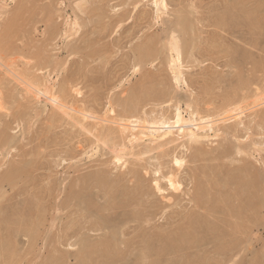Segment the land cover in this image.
Listing matches in <instances>:
<instances>
[{
	"label": "rangeland",
	"instance_id": "374dc122",
	"mask_svg": "<svg viewBox=\"0 0 264 264\" xmlns=\"http://www.w3.org/2000/svg\"><path fill=\"white\" fill-rule=\"evenodd\" d=\"M155 2L0 0V181L16 173L12 185L0 186V264H264V241L256 242L251 231L235 235L234 219H226L225 227L218 223L227 257L218 255L222 242L208 243L204 232L188 239L190 228L179 216L191 177L204 183L212 203L235 205L234 178L244 173L239 164L220 159L223 152L235 153L240 144L253 172L264 162V0H165L166 12ZM222 20L229 30L243 29L247 41L223 33ZM173 29L185 53L180 85L164 38ZM145 43L151 49L142 54L146 64L138 51ZM45 90L66 108L37 94ZM178 109L187 119L217 124L221 137L193 145L199 146L195 151L183 140L153 146L132 143L119 132L120 123L173 122ZM240 112V120H232ZM201 149L206 162L198 161ZM180 158L182 168L174 163ZM173 175L183 191L170 189ZM259 186L264 203V184ZM123 200L132 205H125L132 222L108 219L114 247L85 253L87 237L104 240L87 229L81 208L96 214Z\"/></svg>",
	"mask_w": 264,
	"mask_h": 264
},
{
	"label": "bare ground",
	"instance_id": "6f19581e",
	"mask_svg": "<svg viewBox=\"0 0 264 264\" xmlns=\"http://www.w3.org/2000/svg\"><path fill=\"white\" fill-rule=\"evenodd\" d=\"M220 2H222V1H220ZM87 3V2H86ZM158 4V6L160 5L161 7H162V9L164 10V9H166V3H165V0H156V2L154 3V4ZM228 3V2H227ZM79 5H81V4H79ZM78 6V5H77ZM221 6H222V4H221ZM208 7V6H207ZM233 7H234V5H233ZM257 7V6H256ZM83 8V7H82ZM160 8V7H159ZM158 8V9H159ZM161 9V14H162V10ZM230 9V8H229ZM168 10V9H167ZM225 10H228V8H226V6H225ZM165 11V10H164ZM224 11V10H223ZM159 12H160V10H159ZM158 12V13H159ZM166 12V11H165ZM228 12H229V10H228ZM230 12H232L231 11V9H230ZM254 13V12H253ZM258 13V12H257ZM160 14V15H161ZM225 14V13H224ZM159 15V14H158ZM165 15H167V14H165ZM235 15V14H234ZM254 16H255V14H254ZM182 17V16H181ZM157 18H158V16H157ZM158 19H161L160 17L158 18ZM226 19V18H225ZM251 19V18H250ZM228 20V19H227ZM229 20H230V18H229ZM183 21V20H182ZM223 21V20H222ZM221 21V28H223L224 29V26L226 27V30L227 31H224L223 29H221V31L223 30V33H228L229 35H230V37L231 38H235V39H238V40H240L241 42H245V41H247V40H245V39H243L244 38V36L243 35H245L244 34V31H243V33H241L242 32V30H240V31H238V29H236V30H234L233 29V27H232V30H229V29H227L228 28V25H227V23H226V25H223V24H225V22H226V20H224L223 22ZM220 22V21H219ZM218 22V26H219V23ZM240 22V21H239ZM242 22V21H241ZM184 23V22H183ZM230 23H232V22H229V26L231 25ZM251 23V22H250ZM179 25H177V26H179V27H181L180 25V23H178ZM186 24V23H185ZM234 24V23H233ZM237 24V23H236ZM241 24V23H240ZM74 25H76V26H78V23L77 22H75L74 23ZM217 25V24H216ZM222 25H223V27H222ZM241 25H243V24H241ZM256 25V24H255ZM257 25H259V24H257ZM10 26V25H9ZM8 26V27H9ZM185 26V25H184ZM187 26V25H186ZM186 26L185 27H182V29L183 28H186ZM202 26V25H201ZM217 26V27H218ZM253 26V25H252ZM174 27V26H173ZM216 27V28H217ZM240 26H238V28H239ZM245 27V26H244ZM254 27V26H253ZM178 28V27H177ZM176 28V29H177ZM205 28V27H204ZM181 29V28H180ZM231 29V28H230ZM252 29H255V28H252ZM177 30H179V29H177ZM177 30L175 31L174 29H173V31H171L170 32V34H165V36H164V38H165V41H166V46H167V50L169 49V51H170V59H171V64H169L170 65V70H172L171 72H173V74H174V76H175V80L174 81H176V83L178 84V85H180L181 84V82L183 81V67L181 66V63H182V60H181V57L183 58V56H184V54H183V46H182V42H181V38H180V36H178L179 35V33L177 32ZM256 30H258V28L256 27ZM180 31V30H179ZM220 31V32H221ZM251 32H253V31H251ZM257 33V32H256ZM255 33V34H256ZM253 34V33H252ZM207 35V34H206ZM257 35L258 34H256V37H257ZM261 35V34H260ZM260 35H258V36H260ZM253 36H255V35H253ZM262 36V35H261ZM229 37V36H228ZM243 37V38H242ZM64 38H65V36H64ZM68 38V37H67ZM225 38H226V35H225ZM224 37H223V39H225ZM258 38V37H257ZM261 38V37H260ZM228 40V39H227ZM67 41V40H66ZM65 41V42H66ZM254 41V40H253ZM153 43V42H152ZM188 43V42H187ZM143 44V43H142ZM146 44V43H145ZM189 44V43H188ZM247 44V43H246ZM250 44V43H249ZM253 44V43H252ZM252 44H250V45H252ZM255 44V43H254ZM253 44V45H254ZM258 41H257V43H256V45H254L256 48H260L258 45ZM259 44H260V42H259ZM190 45V44H189ZM188 45V46H189ZM151 46V45H150ZM159 46V45H158ZM141 47V46H140ZM190 47H192L191 45L189 46V50H191V48ZM248 47V46H247ZM139 48V47H138ZM137 48V49H138ZM255 48V49H256ZM186 49H188V47L186 48ZM189 50H187V51H185V52H188ZM203 50V49H202ZM257 50V49H256ZM138 51H140V55L142 56V54H145L146 52H149V51H151V49H150V47H149V44H146V45H143L141 48H140V50H138ZM135 52H137V51H135ZM158 52V51H157ZM192 52V51H191ZM150 53V52H149ZM189 53H190V51H189ZM151 54V53H150ZM155 54V53H154ZM140 55L138 56V57H140ZM146 55H148L147 53H146ZM156 56H157V53H156ZM144 56H142V58H143ZM146 57V56H145ZM145 57H144V59H143V61H140V62H142V63H144L145 61L144 60H146L145 59ZM150 57H153L152 55L150 56ZM150 57H148L147 56V58H150ZM142 58H140V60L142 59ZM185 58V57H184ZM151 59V58H150ZM149 60V59H148ZM184 60V59H183ZM151 61V60H150ZM139 62V63H140ZM2 63V62H1ZM145 64H146V62H145ZM143 65V64H142ZM136 67H138V66H136ZM140 67V66H139ZM5 68V67H4ZM136 69V68H135ZM138 71V70H137ZM135 72V71H134ZM12 74V73H11ZM183 83V82H182ZM49 84V83H48ZM176 84V85H177ZM25 85V84H24ZM34 86V85H33ZM177 88V87H176ZM45 89V88H44ZM37 94L38 95H43L45 98V100H47V102L49 103V104H52L53 106H55L56 108H59V109H63V108H66V105H63L61 102H60V100H59V98H57L56 97V95H53L51 92H50V90L48 91V90H45V91H37ZM42 96V97H43ZM41 101H43V100H41ZM46 102V101H45ZM262 103V102H261ZM41 104V103H40ZM263 104V103H262ZM43 105H45V104H43ZM261 105V104H260ZM47 107V106H46ZM233 109V108H232ZM232 111V110H231ZM229 112V111H228ZM233 112V111H232ZM237 113V112H236ZM235 113V114H236ZM241 112H240V114H237V115H232L233 117H231L232 118V120L234 119V120H240V117H241ZM81 115V114H80ZM85 118H87L86 117V115H83ZM193 118H189V119H187V118H185V116L183 115V112H181V110L180 109H178L177 110V113H176V115H175V120L173 121V122H171L172 120H170V121H167L166 119L164 120L163 118V120H161V119H159V120H161V121H157V122H155V121H153V123H146V125H143V123L142 124H140V123H138V122H133V121H131V123L130 124H127L126 122V124L127 125H122L123 123H120L121 125H118L117 123V125L120 127L119 128V132H121L122 131V133L123 134H127V135H129L128 137H129V140H130V142H132V143H137V144H140V143H143V142H149V143H151L152 145L153 144H158V143H172V142H174L175 143V141H179V140H183V141H186L189 145H190V147H191V145H192V147H193V145H198V144H201L204 140H206V139H208V138H210L211 139V137H213V138H219V137H221L220 136V130H217V124H213V123H203L202 124V119H200V120H202V121H200L199 119H197L196 118V116H192ZM161 118V117H160ZM165 118V117H164ZM229 118V117H228ZM227 118V119H228ZM98 119V118H97ZM230 119V118H229ZM102 120V119H101ZM226 120V119H225ZM229 121V120H228ZM241 121H242V119H241ZM240 121V122H241ZM87 122V121H86ZM103 122V121H102ZM122 122V121H121ZM139 122H141V121H139ZM143 122V121H142ZM145 122V121H144ZM111 123V122H110ZM134 124V125H133ZM139 124V125H138ZM107 125V124H106ZM98 126V125H97ZM219 127V126H218ZM232 128V127H231ZM120 129H121V131H120ZM233 129V128H232ZM234 130V129H233ZM227 131V130H226ZM229 131V130H228ZM231 131V130H230ZM221 132H222V130H221ZM232 132V131H231ZM108 133V132H107ZM210 133H213L214 135L212 136ZM223 133V132H222ZM230 133V132H229ZM236 133V132H235ZM234 133V134H235ZM237 133H238V131H237ZM224 134V133H223ZM106 135V134H105ZM108 135V134H107ZM225 135V134H224ZM124 136V135H123ZM223 136V135H222ZM231 136H234L233 135V133H232V135ZM237 136V135H236ZM236 136H234V138L236 137ZM127 137V136H126ZM127 137V138H128ZM241 137V136H240ZM125 138V137H124ZM224 138V137H223ZM225 138H227V137H225ZM224 138V139H225ZM229 138V137H228ZM227 138V140H230L231 138H229L228 139ZM236 139V138H235ZM239 139V138H238ZM233 140H231V142H232ZM229 142V141H228ZM234 142V141H233ZM233 142H232V144H233ZM238 142H240V141H237L236 143H238ZM232 144H231V146H232ZM255 144V143H254ZM236 145V144H235ZM240 145V144H239ZM238 145V147H237V149H236V151H235V153H233L234 152V150H233V152L232 151H230V150H232V149H230V150H228V151H225V152H223L222 154H221V157H220V159L221 158H226L227 160H229L230 162H231V165L234 163H236V164H239L236 168L238 169V170H240V172H243L244 174H243V176H238V177H235L234 179V183H235V189H233V192L235 193V198H234V203H235V205L233 206V207H231V208H226L224 205V207H219V206H217L216 205V203L214 204V203H212L211 202V200L213 199H211L210 198V194H209V192L206 190V188H205V186H204V183L203 184H198V183H194L195 181H194V177H191V184H192V188L190 189V190H187V196L189 197L188 198V203L186 204V206H184L185 207V211L183 212V213H181V215H179V216H183V219H182V221L183 222H185V224H187L188 226H189V228H190V232H189V234L187 235V238L188 239H190V238H196V236L198 235V234H201V236L203 235V232L205 233L204 234V236L203 237H205L204 239L205 240H207V238H209L207 241H208V243H211V242H213V240L214 241H218V242H222V241H225V238H226V233H225V231H223V229H224V227L225 226H228L229 224H228V222H227V220L226 219H234L235 220V223L236 224H233L231 227V229H233L234 230V233H235V235L236 234H238V235H241V237H243L244 235H247L249 232L248 231H251V238H253L254 240H256V242H262V241H264L263 239H264V218H263V214H264V203H262V201H259L258 200V196H257V190H256V188H258V186H259V184H264V162H258V163H260V164H257L258 165V167H256V169H253L255 172H253L252 170H250L249 168H247L248 166H249V163H250V165H252L251 164V161L249 162V160L247 161V158L245 157L247 154H246V152L244 151V150H242V148L240 147ZM154 146V145H153ZM159 146V145H158ZM202 146V145H201ZM222 146H225V145H222ZM230 146V145H229ZM234 146V145H233ZM132 147H134V146H132ZM199 147V146H198ZM197 146H196V150L194 149V147H193V149L195 150V151H197V148H198ZM161 148V147H160ZM206 148V147H205ZM224 148V147H223ZM132 149V148H131ZM153 149V148H152ZM191 149V148H190ZM200 149V148H199ZM203 149V148H202ZM202 149L199 151V155L197 156V158H198V161H202V160H204L205 161V159H207L208 158V154L207 153H205L204 151H202ZM227 149H228V144H227ZM192 150V149H191ZM190 150V151H191ZM204 150V149H203ZM207 150V149H206ZM221 151V150H220ZM219 151V152H220ZM223 151V150H222ZM216 153V152H215ZM218 153V152H217ZM253 153V152H252ZM210 154V153H209ZM6 156V155H5ZM122 156V155H121ZM215 156V155H214ZM217 156V155H216ZM252 156H254L253 154H252ZM261 156V155H260ZM129 157V156H128ZM213 157V156H212ZM241 157V158H240ZM117 158V157H116ZM252 158V157H251ZM255 158H257V157H254V159ZM259 158V157H258ZM118 159V161L119 162H121V158H117ZM116 159V160H117ZM195 159V158H194ZM213 159H214V157H213ZM218 159H219V157H218ZM219 159V160H220ZM197 160V159H196ZM212 160V159H211ZM255 160H259V159H255ZM261 160V159H260ZM263 160V159H262ZM193 161V160H192ZM209 161V160H208ZM206 162V161H205ZM217 162H219V161H217ZM227 162V161H226ZM174 163L178 166V167H180V168H182V166L184 165V160H182L181 158L180 159H176L175 161H174ZM192 163V162H191ZM252 163H254V162H252ZM196 164V163H195ZM203 164H205L204 162H203ZM208 164V163H207ZM216 164V163H215ZM256 164H254V165H256ZM120 165V164H119ZM122 165V164H121ZM124 165V164H123ZM201 165V164H200ZM253 165V166H254ZM205 166H206V164H205ZM212 166V165H211ZM235 166V165H234ZM186 167V166H185ZM229 166L228 165H226V163H225V166H223L222 167V169H224L225 170V172H227L228 170H227V168H228ZM233 167V166H232ZM255 167V166H254ZM162 168V167H161ZM198 168V167H197ZM204 168V167H203ZM196 169V168H195ZM219 169H220V167H219ZM229 169V168H228ZM231 169V168H230ZM229 169V170H230ZM234 169V168H233ZM237 170V171H238ZM223 171V170H222ZM146 172V171H145ZM212 173V172H211ZM16 173H14V172H12V173H10L9 172V174L5 177V179H3V180H1L0 182H1V184H0V186L1 187H4L5 185H12V183H13V177H14V175H15ZM219 175H220V173H219ZM234 175V174H233ZM241 175V174H240ZM133 176V175H132ZM194 176V175H193ZM216 176V175H215ZM220 177V176H219ZM120 178V177H119ZM118 178V179H119ZM124 178H126V177H124ZM196 178V177H195ZM199 178V177H198ZM206 178V177H205ZM223 178V177H222ZM229 178V177H228ZM126 179H128V180H130V178H126ZM125 179V180H126ZM197 179V178H196ZM213 179V178H212ZM233 179V178H232ZM190 180V179H189ZM217 180H219V179H217ZM201 181H202V179H201ZM204 181V180H203ZM202 181V182H203ZM211 181V180H210ZM214 181V180H213ZM220 181V180H219ZM156 182L158 183V182H160L159 181V179H156ZM197 182V181H196ZM200 182V181H199ZM157 183H156V186H157ZM208 183V181L205 183V184H207ZM232 183V182H231ZM82 184V183H81ZM160 185V184H159ZM181 180H179L178 179V177H177V175H173V176H171L170 178H169V186H170V189H172L173 191H181L182 189H181ZM224 185L226 186V187H228L227 186V183H226V181L224 182ZM101 186V185H100ZM214 186V185H213ZM220 186H221V184H220ZM211 187V186H210ZM217 187V186H216ZM230 187V186H229ZM260 187V186H259ZM158 188V187H157ZM213 188V187H212ZM215 188V187H214ZM261 188V187H260ZM84 189V188H83ZM160 189H162V188H160ZM220 189V188H219ZM222 189V188H221ZM230 189V188H229ZM215 190V189H214ZM227 190V189H226ZM82 191V190H81ZM162 191H163V189H162ZM183 191V190H182ZM224 191V190H223ZM231 192V191H230ZM99 193L100 194H102L101 193V191H99ZM99 193H98V195L96 194V196H97V198L99 199L100 198V200H103L104 198H106V197H104L103 195L101 196V195H99ZM109 193V192H108ZM228 193V192H227ZM125 194V195H124ZM224 194V193H223ZM107 195V194H106ZM105 195V196H106ZM219 196H220V194H218ZM78 196V195H77ZM110 196V195H109ZM123 196H128V193H123ZM222 196V195H221ZM212 197V196H211ZM217 197V196H216ZM229 197V196H228ZM232 197H233V195H232ZM218 198V197H217ZM73 199V198H72ZM221 199H223V198H221ZM214 200H216V199H214ZM73 201V200H72ZM98 201V200H97ZM129 200H126L125 202H124V200L121 202V203H117L116 205H114V204H109L108 206H109V208L110 209H108V208H106L105 207V209H103L102 211H100L99 212V210L97 211V212H99V213H97L96 212V214H92V213H90L86 208L87 207H85L84 209L83 208H81L82 209V212H84V213H82V215H83V219H85L86 220V225L87 224H89V225H87V229L88 230H90L91 231V233H96L97 235H100L99 236V239H102V241H103V243H101L100 241L96 244V243H94L92 240H90V236L89 237H87V242H85L84 243V252L86 253H89V252H95V253H97L98 251H101L100 249H102V247L104 248V250L106 251V249L108 250L109 248H111V247H114L113 245V241H112V237L111 236H109L108 235V233H107V230H110V226H109V223H108V219L109 220H117L118 221V223H123V224H129L130 222H132V219H133V217H132V215H131V210H130V212L128 211V208L130 207V206H132V205H130L129 203H127V204H124V203H126V202H128ZM213 201V200H212ZM233 201V200H232ZM107 202V201H106ZM124 202V203H123ZM214 202V201H213ZM216 202V201H215ZM218 202H219V200H218ZM88 203V202H87ZM108 203V202H107ZM107 203H106V205H107ZM114 203V202H113ZM221 203V202H220ZM219 203V204H220ZM227 203V202H226ZM228 203H230V202H228ZM218 204V205H219ZM106 205H104V206H106ZM125 205H130L129 207H127V206H125ZM221 205H222V203H221ZM231 205H233V204H231ZM31 206V205H30ZM77 207H78V205H76ZM96 206H98V205H96ZM29 207V206H28ZM72 208H74L73 206H71ZM183 207V208H184ZM230 207V206H229ZM79 208V207H78ZM98 208V207H97ZM182 208V209H183ZM99 209V208H98ZM113 209H116V210H114L113 211ZM130 209V208H129ZM31 210V209H30ZM113 211V212H115V211H118L116 214H114L112 211V214H114V215H109V213H108V216L107 215H105V214H103L105 211ZM32 211V210H31ZM94 211V210H93ZM108 211V212H109ZM16 214V213H15ZM28 215V214H27ZM222 216H224L225 218H222ZM93 217H95V219L93 218ZM94 220H93V219ZM92 221H91V220ZM170 219H172V218H170ZM169 219V220H170ZM129 220H131V221H129ZM217 221V222H216ZM85 222V221H84ZM133 222H135V220H133ZM167 222H171V221H167ZM148 223V222H147ZM218 223H221V224H223V226H224V224H225V226L223 227L222 226V228L223 229H221V225H219ZM184 224V225H185ZM226 224H228V225H226ZM85 225V224H84ZM85 225V226H86ZM246 225H248V226H246ZM74 226V225H73ZM85 228V227H84ZM188 228V227H187ZM186 228V229H187ZM189 228H188V231H189ZM227 228V227H226ZM185 229V230H186ZM219 229H221V230H219ZM83 230H85V229H83ZM219 230V231H218ZM221 231V232H220ZM89 232V231H88ZM87 233V232H86ZM170 233V232H169ZM185 233H188V232H185ZM112 234V233H111ZM76 236H77V234H75ZM75 235L74 236H72V237H75ZM83 235V234H82ZM202 237V238H203ZM237 237V236H236ZM240 237V236H239ZM76 238V237H75ZM84 238H86L85 237V235H84ZM228 238V237H227ZM72 239V238H71ZM81 239V238H80ZM239 239V238H238ZM252 239V241H254ZM196 240V239H195ZM170 241H168V243H169ZM192 242V241H191ZM99 243H101V244H99ZM165 243V242H164ZM168 243H166L167 245H168ZM77 244V243H76ZM165 244V246H167ZM170 244V243H169ZM189 244V243H188ZM192 244V243H191ZM194 244V243H193ZM217 244V243H216ZM171 245V244H170ZM170 245H168V246H170ZM190 245V244H189ZM213 245V244H212ZM221 246H218V247H222V248H218V255H221V256H227L228 257V255H229V252H230V250H228V248L226 249L225 247H227L226 245L224 246L223 245V242L220 244ZM223 245V246H222ZM98 246V247H97ZM101 246V247H100ZM71 247H73V246H71ZM175 247V246H174ZM172 247L171 246V248L174 250V251H176V250H178V247ZM208 247H209V245H208ZM149 248V247H148ZM207 248V247H206ZM214 248V247H213ZM188 249V248H187ZM211 249V248H210ZM209 249V250H210ZM230 249V248H229ZM216 250H217V247H216ZM89 251V252H88ZM215 252V251H214ZM237 253V252H236ZM235 253V254H236ZM240 253H242V251H238V256L240 255ZM245 253V252H244ZM73 254H75V253H73ZM102 254V253H101ZM215 254H217V253H215ZM234 254V255H235ZM244 255V254H243ZM66 256V255H65ZM73 256H75V255H73ZM230 256V255H229ZM240 256H242V255H240ZM67 258V257H66ZM75 258V257H74ZM226 258V257H225ZM225 258H223V259H225ZM113 259V258H112ZM226 260V259H225ZM242 261V260H241ZM79 262V261H78ZM224 262H226V264H227V262H228V260L227 261H224ZM118 263V262H117ZM225 264V263H224Z\"/></svg>",
	"mask_w": 264,
	"mask_h": 264
}]
</instances>
